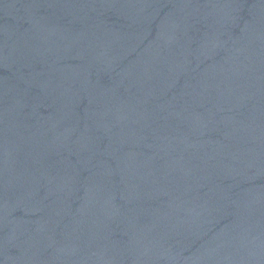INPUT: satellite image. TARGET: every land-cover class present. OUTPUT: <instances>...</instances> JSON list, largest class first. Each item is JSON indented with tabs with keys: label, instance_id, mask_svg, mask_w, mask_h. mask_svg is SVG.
Segmentation results:
<instances>
[{
	"label": "water",
	"instance_id": "1",
	"mask_svg": "<svg viewBox=\"0 0 264 264\" xmlns=\"http://www.w3.org/2000/svg\"><path fill=\"white\" fill-rule=\"evenodd\" d=\"M0 264H264V0H0Z\"/></svg>",
	"mask_w": 264,
	"mask_h": 264
}]
</instances>
